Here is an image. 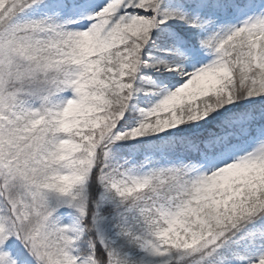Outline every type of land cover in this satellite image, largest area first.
I'll list each match as a JSON object with an SVG mask.
<instances>
[{"label":"snow or ice","instance_id":"obj_1","mask_svg":"<svg viewBox=\"0 0 264 264\" xmlns=\"http://www.w3.org/2000/svg\"><path fill=\"white\" fill-rule=\"evenodd\" d=\"M0 264H264V0H0Z\"/></svg>","mask_w":264,"mask_h":264}]
</instances>
